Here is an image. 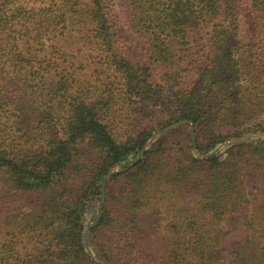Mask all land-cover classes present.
<instances>
[{
	"label": "trees",
	"instance_id": "trees-1",
	"mask_svg": "<svg viewBox=\"0 0 264 264\" xmlns=\"http://www.w3.org/2000/svg\"><path fill=\"white\" fill-rule=\"evenodd\" d=\"M0 1L5 12L13 10L7 18L9 22L3 26L13 27L19 24L23 29L27 28L28 21L21 22L20 19L26 20L28 15L32 18L35 7L29 4L15 6L17 0ZM130 1L135 7L133 26L147 37L149 46L147 54L151 64H170L177 61L179 63L177 67L183 66L186 62L184 59L188 58L190 49L198 41L206 52L208 49L212 54V59L208 63L206 61L211 58L209 55L206 61L199 62L202 64L197 68L199 73L192 83L193 87L179 91V96L186 104L180 118H188L193 122L199 152H207L216 143L239 137L246 132L264 130L262 127L264 115L258 117L259 111L263 110L264 105L262 107L261 105L264 104V97L256 98L257 108L261 107L260 110H256L254 105L248 106L251 99L244 96L246 92L249 91V94L252 92L251 87L248 85L242 88L241 83L233 85L240 79L254 78L259 82L261 78L264 79V74L259 71V60L253 57V53L246 55V63L242 68L238 67L239 62L234 58L242 47L238 39V15L233 0ZM39 2L41 5L37 10L44 12L48 18L45 29L37 28L36 39L41 41L44 34H51L54 42L49 45V50L44 45L42 47L41 43L36 44L42 55L35 54L33 57H42V60L54 64V67L49 82L42 87L45 93L39 96L44 106L33 108L40 117L27 124V133L34 135L28 137L32 141L28 145L24 144L25 146H13L11 143L7 144L0 133V181L9 182L12 188L30 191L50 188L68 168L69 156L66 152L68 147L65 146V142L75 137L89 138L88 142L94 146L93 148L101 149L102 157L110 160L107 166L100 165L94 169V181L99 188V181L109 166L125 161L130 154L140 153L147 138L139 137L138 140L137 135L132 134L122 140L116 136L118 132L116 129L114 132V128L118 127L112 126L111 116L114 115L111 112L112 107L114 112H121L120 116L123 111L131 110L125 113L127 120H131L130 116L136 112L135 108L147 106L152 101L149 98L159 93L156 91L159 84L147 69L133 64L117 50L111 25L103 10V0H50V2L39 0ZM248 4L256 20L264 27V0H249ZM1 23L3 20L0 19V25ZM203 31H206L208 36L206 44L201 43ZM84 45H90L96 51L98 59H102L98 62L100 66L103 64L105 66L99 68L101 71L97 72L96 84H92L97 93H92V96L82 94V91H78V86L68 82L75 74V69H65L68 60L64 55L71 53L77 59L82 58L84 52L81 50ZM31 56L20 53L17 58L29 62L27 58ZM58 57L61 59L60 62L59 59H53ZM82 60L84 58L80 59V65ZM39 82L41 84L46 82L44 74L40 75ZM86 84L89 86L91 82L87 81ZM88 86H85L86 92L89 90ZM230 87L232 91H229ZM228 96L235 97L233 103L238 110L233 111V107L225 108V103L229 101ZM209 99L214 103L212 104ZM199 103H205L206 108ZM242 106L253 111L246 120L239 119L243 114ZM46 108L52 112L46 115ZM58 113H62L63 122H60V127L56 126L58 122L54 121L59 117ZM249 119L251 122L247 123ZM215 121L221 122L219 131L214 130ZM60 129L68 135L67 140L58 137ZM211 129L212 132L205 136V132ZM144 155L143 159H137L134 166L126 172L112 176L122 180L137 179L136 185H131L125 192L126 196L133 195L131 202L135 210L128 213V231L135 236L145 232L140 226V215L150 201L155 198L157 201L160 198L158 194L163 195L167 191L179 189L192 193L197 203L201 204L203 212L206 209L212 212L215 208L224 211L227 206L223 203L225 200L234 203L236 196H242L240 192L244 187L242 178L245 171L248 170V175L260 174V180L264 182V140L237 143L224 154L206 159H197L189 155L183 160L174 156H167L162 160L155 158L153 150L145 151ZM139 178H142V181ZM241 200L239 198V202ZM107 204L105 211L114 212L109 201ZM62 207L65 208L60 211ZM48 210L45 216L33 214L32 219L25 222L30 224L31 233L37 229L50 228L56 219L59 220V212L63 223L78 225L81 219V209L79 210L77 205L66 208V205L50 202ZM106 216L110 218L109 215ZM104 217L105 215L103 219ZM210 225L208 223V226ZM249 225L250 223H245L244 226ZM208 231L210 228L205 227L198 233L199 246L195 247L199 252L195 253L197 264H208L217 256L219 238L213 235L206 240ZM12 235L17 236V232ZM261 238L260 241L254 235L246 236L234 245L230 264H264V232ZM140 239L141 237L137 235V243L131 245L130 249L136 248ZM202 239L206 240V247L201 245ZM195 241L196 237L193 239V242ZM76 242L77 234L64 236L58 233L51 236L42 252V259L38 262L75 264L74 257L81 252L77 250ZM20 261L26 262V259L25 261L20 259L19 255L8 259L0 250V264H19ZM133 261L144 264L145 259L139 256ZM183 262L190 264L185 258ZM162 264H177L176 256L174 258L169 254L167 261Z\"/></svg>",
	"mask_w": 264,
	"mask_h": 264
},
{
	"label": "rangeland",
	"instance_id": "rangeland-1",
	"mask_svg": "<svg viewBox=\"0 0 264 264\" xmlns=\"http://www.w3.org/2000/svg\"><path fill=\"white\" fill-rule=\"evenodd\" d=\"M15 2V6L29 4L35 7V11L32 13V18L28 15L26 20L20 19L21 22L28 21L25 29L19 24L13 27L3 26L9 22L7 18L13 10L5 12L0 1V19L3 20L0 25V133L7 144L25 146L32 141L28 137H34L30 132L27 133V124L40 117L33 108L44 106L39 96L45 93L42 87L49 82V76L54 67V64L42 60V57H33L35 54L42 55V52L37 50L36 44L41 43L42 47L44 45L49 50V45L54 41L51 39V34H44L41 41L36 39L37 28L45 29L48 18L44 12L37 10L41 5L39 0ZM233 2L238 15V39L242 47L234 58L239 62L238 67L242 68L246 63V55L253 53V57L259 60V71L264 74V27H261L259 20H256L250 10L249 0H233ZM103 6L105 11L103 12L111 25L113 38L116 40L117 50L133 64L147 69L151 77L153 76L155 82L159 84L156 89L159 93L149 98L152 101L147 106L135 108L136 112L131 113V120L126 118V112L131 110L123 111L124 113L120 116L121 112H114L112 107L111 112L114 113L111 116L112 126L118 127L114 128V132L117 130L116 136L122 140L132 134L137 135L138 140L139 137L147 136V138L140 153L130 154L125 161L109 166L102 175L98 188L94 181V169L100 165L107 166L110 160L102 157L101 149L93 148L94 146L88 142L89 138L68 139V135L60 129L58 137L61 136L63 140L68 139L65 142V146L68 147L66 150L69 156L68 168L61 173L60 179L55 181L53 186L30 191L12 188L9 182L0 181V250L8 259L16 258L17 255L24 261L26 259V262L20 261L19 264H45L38 261L42 259V252L51 236L58 233L64 236L77 234V250L81 252L73 256L75 264H137L133 260L139 256L144 257V264H148L149 260V264H162L167 261L169 254H172L174 258L176 256L177 264H184V258L190 264H195V253H199L195 249L199 246L198 233L202 228L208 227L210 231L206 240L213 235L219 238V244L216 247L217 256L208 264H230L234 245L241 242L244 237L254 235L257 240L262 239L264 182L260 180V174L248 175V170L244 172V178H242L244 187L240 192L242 196H236L234 203L225 200L223 203L227 206L224 211L221 208H215L212 212L208 209L203 212L201 204L197 203L192 193L179 189L169 192L166 190L167 192L163 195L158 194L160 198L157 201L156 198L150 201L140 215V226L145 232L136 234L141 239L134 249L130 247L137 242L136 236L128 231V213L134 211L135 207L131 202L133 195L126 196L125 192L131 185H136L137 179L122 180L112 176L129 170L138 161L137 159L141 160L145 157L144 153L147 150H153L155 158H162V160H165L167 156L183 160L189 155L197 159H206L224 154L228 148L237 143L264 140V130L246 132L239 137L216 143L207 152H199L194 130L192 137L193 122L188 118H180L183 106L186 104L179 96V91L193 87L192 83L199 73L198 66L208 55L211 58L205 60L206 63L212 59L210 50L208 52L207 49L206 52L198 41L193 44L188 58L184 59L186 62L183 66L177 67L179 65L177 61L170 64H151L147 54L149 48L147 37L133 26L135 7L131 1L103 0ZM202 34L201 43L206 44L207 33L203 31ZM82 48L81 51L84 52L82 64H79L82 58L77 59L68 53L64 55L68 60L65 63V69H75V74L68 82L78 86V91H82V94L87 93L85 95L92 96V93H97L92 88V84H96L97 72L105 66L104 64L100 66L98 62L102 59H98L96 51L90 45H84ZM20 53L26 56L32 55L27 58L29 62L19 60L17 55ZM53 59L61 61L59 57ZM42 74L46 76V82L43 84L38 83ZM102 77H104L103 74ZM87 81L91 82L89 86L86 84ZM260 81L254 78L240 79L233 84L241 83L242 88L248 85L251 87L252 92L249 94L248 91L244 96L251 99L248 106L254 105L256 110H260L264 105L257 108L256 98L264 97V79L261 78ZM85 86H88L89 93L86 92ZM256 86L257 88H254ZM229 91H232V87ZM228 97L229 101L225 103V108L233 107V111L238 110L239 108H236L233 103L235 97ZM214 98L218 106L216 97ZM209 101L214 103L211 99ZM199 104L206 108L205 103ZM249 107H241L243 114L240 120L250 118L253 111L251 112ZM262 108L258 117L264 115V106ZM50 112L52 111L46 108V115ZM58 115L59 117L54 121L58 122L56 126L60 127V122H63L62 113ZM48 117L50 118V115ZM248 122L251 120L249 119ZM220 124L219 121L214 122L215 131H219ZM262 127H264V118ZM211 132L212 129L207 130L205 136ZM139 179L142 181V178ZM239 198L242 199L241 202ZM108 201L114 212L105 211ZM50 202L66 205V208L77 205L79 210L81 209L79 224L63 223L59 212V220L53 221L50 228L37 229L33 232L34 234L31 233L30 224L25 222L31 220L33 214L39 217L45 216L46 211H49ZM207 202L210 203V201ZM64 208L62 207L60 211ZM106 214L110 218H107ZM103 215H105L104 219ZM210 222H212L211 225ZM245 223H250L249 227H245ZM15 232L17 236L12 235ZM195 237L197 241L193 242ZM206 240L202 239L203 247H206Z\"/></svg>",
	"mask_w": 264,
	"mask_h": 264
},
{
	"label": "water",
	"instance_id": "water-1",
	"mask_svg": "<svg viewBox=\"0 0 264 264\" xmlns=\"http://www.w3.org/2000/svg\"><path fill=\"white\" fill-rule=\"evenodd\" d=\"M193 130H194V128H193V125H192V127H191L192 137H193Z\"/></svg>",
	"mask_w": 264,
	"mask_h": 264
}]
</instances>
